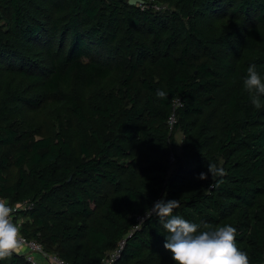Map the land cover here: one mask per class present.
<instances>
[{"label":"trees","instance_id":"trees-1","mask_svg":"<svg viewBox=\"0 0 264 264\" xmlns=\"http://www.w3.org/2000/svg\"><path fill=\"white\" fill-rule=\"evenodd\" d=\"M141 2L0 0V199L30 203L11 219L67 264L120 241L114 264H175L156 216L132 229L160 199L264 264V97L244 88L252 64L264 80V0ZM208 163L225 175L198 180Z\"/></svg>","mask_w":264,"mask_h":264},{"label":"clouds","instance_id":"clouds-1","mask_svg":"<svg viewBox=\"0 0 264 264\" xmlns=\"http://www.w3.org/2000/svg\"><path fill=\"white\" fill-rule=\"evenodd\" d=\"M250 103L260 109L261 98L264 97V80L252 64L247 69L244 79ZM157 97L166 98V93L157 90ZM225 172L216 163H208L207 171L201 172L197 179L201 181L222 177ZM219 181L215 186H219ZM179 207L178 200L160 199L145 211V217L156 216L164 230L168 233L165 237L163 248L171 253L175 264H249L248 256L240 251L236 245L237 230L231 225L215 228L207 224L204 230H199L200 225L191 223L179 215H174V209ZM14 209L5 200L0 199V260L10 257L13 252H18L24 247L20 236L19 227L13 223L11 217Z\"/></svg>","mask_w":264,"mask_h":264},{"label":"built area","instance_id":"built-area-1","mask_svg":"<svg viewBox=\"0 0 264 264\" xmlns=\"http://www.w3.org/2000/svg\"><path fill=\"white\" fill-rule=\"evenodd\" d=\"M175 122L174 115H171V117L168 120V124L170 127ZM30 204V203H29ZM28 203H17L12 208L14 209L13 213L30 208V205ZM153 206V205H152ZM148 219L145 217V215H139L135 216L134 218V224H133V230H137L141 227V225L145 222V220ZM13 221V220H12ZM14 223V222H13ZM16 224V223H15ZM19 229L20 226L16 224ZM21 239L23 241L24 247L21 248L18 252H14L24 258V260L29 264H67L62 259H60L57 255L47 253L43 250V247L39 242L36 240H28L25 237H23L20 233ZM124 246V242L120 241L116 248H114L111 252L107 253L104 258L101 260V264H114L117 257L120 255V252ZM35 256H39L41 261L38 262L35 258Z\"/></svg>","mask_w":264,"mask_h":264},{"label":"rangeland","instance_id":"rangeland-1","mask_svg":"<svg viewBox=\"0 0 264 264\" xmlns=\"http://www.w3.org/2000/svg\"><path fill=\"white\" fill-rule=\"evenodd\" d=\"M162 4V3H161ZM65 119V118H64ZM65 124L68 125L69 127L71 126L70 122L68 121H65ZM181 130L179 129L176 134H175V145H174V148H173V151H174V159L173 157H171V161L172 163L176 162L175 159L177 158L176 155H180V152H179V147L181 145V142H182V139H183V136H182V133L180 132ZM15 177H17V173L15 170L11 171L10 172V179L13 180ZM22 221V220H21ZM20 221V222H21Z\"/></svg>","mask_w":264,"mask_h":264},{"label":"water","instance_id":"water-1","mask_svg":"<svg viewBox=\"0 0 264 264\" xmlns=\"http://www.w3.org/2000/svg\"><path fill=\"white\" fill-rule=\"evenodd\" d=\"M136 3H142L141 0H129L130 5H134Z\"/></svg>","mask_w":264,"mask_h":264},{"label":"crops","instance_id":"crops-1","mask_svg":"<svg viewBox=\"0 0 264 264\" xmlns=\"http://www.w3.org/2000/svg\"><path fill=\"white\" fill-rule=\"evenodd\" d=\"M35 258H36V260H37L38 262H40V261H41V259H40V257H39V256H35Z\"/></svg>","mask_w":264,"mask_h":264}]
</instances>
